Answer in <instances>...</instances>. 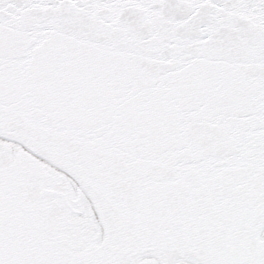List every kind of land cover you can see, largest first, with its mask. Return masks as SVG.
<instances>
[{
    "label": "snow or ice",
    "instance_id": "1",
    "mask_svg": "<svg viewBox=\"0 0 264 264\" xmlns=\"http://www.w3.org/2000/svg\"><path fill=\"white\" fill-rule=\"evenodd\" d=\"M0 264H264V0H0Z\"/></svg>",
    "mask_w": 264,
    "mask_h": 264
}]
</instances>
